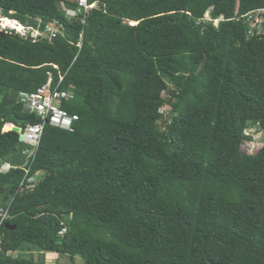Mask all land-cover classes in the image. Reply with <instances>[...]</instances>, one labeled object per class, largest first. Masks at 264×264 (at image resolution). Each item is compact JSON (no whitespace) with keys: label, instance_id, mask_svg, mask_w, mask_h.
Listing matches in <instances>:
<instances>
[{"label":"trees","instance_id":"trees-1","mask_svg":"<svg viewBox=\"0 0 264 264\" xmlns=\"http://www.w3.org/2000/svg\"><path fill=\"white\" fill-rule=\"evenodd\" d=\"M88 1L98 7L71 19L78 0H0L2 18L60 30L0 36V167H13L0 173V264H46L15 256L35 250L84 264H264V147L243 148L248 130L264 134V0ZM50 79L79 121L45 127L28 159L4 128L41 123L20 95Z\"/></svg>","mask_w":264,"mask_h":264},{"label":"built area","instance_id":"built-area-1","mask_svg":"<svg viewBox=\"0 0 264 264\" xmlns=\"http://www.w3.org/2000/svg\"><path fill=\"white\" fill-rule=\"evenodd\" d=\"M96 4H89L88 0H78V8L75 10H67V17L74 19L77 18L81 13L87 14L90 10L97 8ZM8 20L10 25L4 24L2 21ZM208 21V20H207ZM210 21V20H209ZM219 22V21H218ZM0 29L11 33L18 34L22 38H31L33 40L39 39H53L60 33L58 22L50 24L45 32L39 30L27 28L17 21L9 20L0 17ZM74 97L69 91H61L59 87H53L52 79L49 82L31 93H22L20 95V101L24 104L26 111L29 114L37 115L41 123L35 126H30L25 129L23 143L28 144L33 148V150H27L24 155L31 159L39 145L43 136L45 127L51 126L62 131L73 133L75 132L76 123L79 121L78 115H72L66 109L63 108L65 102H69ZM11 169L12 165L5 163L0 167V173L6 174ZM34 181L28 180V185L26 187V180L23 181L22 187L32 189L34 187ZM9 210L4 208L0 209V226L9 219ZM67 232L66 228L60 233V236H64Z\"/></svg>","mask_w":264,"mask_h":264},{"label":"rangeland","instance_id":"rangeland-1","mask_svg":"<svg viewBox=\"0 0 264 264\" xmlns=\"http://www.w3.org/2000/svg\"><path fill=\"white\" fill-rule=\"evenodd\" d=\"M205 19L208 21L210 20L209 13H207ZM262 22L263 21L259 18V22L257 23L258 24L257 26H258V29L260 30H261ZM218 25H219V22L216 21L215 26H218ZM170 111H171L170 107L167 106L162 110V113L166 116V118H168ZM5 131H6V128H4V132ZM246 134L252 138V141L246 142L243 148L248 154H256L261 148L264 147V134L262 133L261 130H259L258 127H254L251 130H248ZM39 179H42V176H40ZM15 256L22 257L25 259L34 258L36 261H41V258H42V259H45L46 264H84V260L79 256L72 259L68 255H59V254L51 255L50 253H47L42 257L41 252H39L38 250H35L33 252H28V251L21 252V253L16 254Z\"/></svg>","mask_w":264,"mask_h":264},{"label":"water","instance_id":"water-1","mask_svg":"<svg viewBox=\"0 0 264 264\" xmlns=\"http://www.w3.org/2000/svg\"><path fill=\"white\" fill-rule=\"evenodd\" d=\"M0 36L3 37V38H7V37H14L15 35L14 34H11V33H8V32H5V31H3V30L0 29ZM9 131H12L14 133L19 134L20 141L21 142L23 141L25 130L20 129V128H18L15 125H12V127H11V129ZM9 131H7V132H9Z\"/></svg>","mask_w":264,"mask_h":264},{"label":"bare ground","instance_id":"bare-ground-1","mask_svg":"<svg viewBox=\"0 0 264 264\" xmlns=\"http://www.w3.org/2000/svg\"><path fill=\"white\" fill-rule=\"evenodd\" d=\"M3 22H4V24L10 25V22L8 20H4ZM11 127H12V125L7 126L5 132L9 131L11 129Z\"/></svg>","mask_w":264,"mask_h":264}]
</instances>
